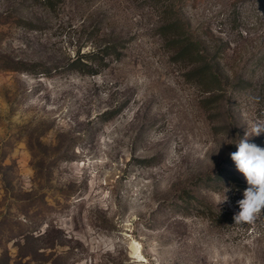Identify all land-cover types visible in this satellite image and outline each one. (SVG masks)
<instances>
[{"label":"rangeland","instance_id":"rangeland-1","mask_svg":"<svg viewBox=\"0 0 264 264\" xmlns=\"http://www.w3.org/2000/svg\"><path fill=\"white\" fill-rule=\"evenodd\" d=\"M171 3L0 0V264H264V0Z\"/></svg>","mask_w":264,"mask_h":264},{"label":"clouds","instance_id":"clouds-1","mask_svg":"<svg viewBox=\"0 0 264 264\" xmlns=\"http://www.w3.org/2000/svg\"><path fill=\"white\" fill-rule=\"evenodd\" d=\"M247 124V131L236 142L237 151L230 154L236 169L243 175L248 187L243 191V199L238 201L239 212L234 216L235 223H251L264 213V148L250 139L264 133V121ZM229 188L224 187L223 195L215 198L216 205L228 201L226 193Z\"/></svg>","mask_w":264,"mask_h":264},{"label":"trees","instance_id":"trees-1","mask_svg":"<svg viewBox=\"0 0 264 264\" xmlns=\"http://www.w3.org/2000/svg\"><path fill=\"white\" fill-rule=\"evenodd\" d=\"M47 1H48V3H50V6L53 7V5H54L56 0H47ZM185 2H187V0H172L171 7L169 9H165V12L170 14V16L172 17L171 23L168 24V26L170 28L171 27L173 28L174 26L181 27V25L177 21H181V20H178V19H180V11H181L180 7L183 6L185 4ZM193 44L195 46H197V42L196 41H194ZM101 50L102 51H97L96 53L90 55L89 58H95L94 56L98 57V54H100L102 52L103 53H107V54H112V53H110L111 50H109V47L107 49H105V50L104 49H101ZM195 52H197V51H195ZM102 59L103 58L101 57V60ZM94 60H96V59H94ZM100 62L102 63L104 61H100ZM213 68H214L213 65H210L208 67L209 80L210 81L215 80L217 82V81L220 80L219 77H218L219 73L217 72V70H214ZM91 73L95 74L96 71L92 70ZM196 73H197V76H199L201 78H202V76H201L202 74H207V72L205 71V68H200L199 72L196 70Z\"/></svg>","mask_w":264,"mask_h":264}]
</instances>
